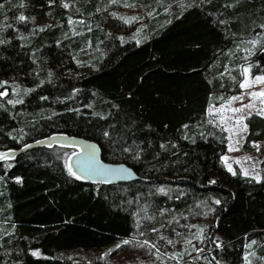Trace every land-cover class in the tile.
<instances>
[{"label":"trees","instance_id":"trees-1","mask_svg":"<svg viewBox=\"0 0 264 264\" xmlns=\"http://www.w3.org/2000/svg\"><path fill=\"white\" fill-rule=\"evenodd\" d=\"M262 26L264 0H0V264H99L72 254L131 237L138 208L157 198L210 209V264H264V158L261 182L233 175L226 131L206 124L239 90L241 65L264 75ZM16 82L33 87L21 102ZM257 113L244 152L264 143ZM57 132L95 141L140 178L86 184L67 169L68 146L14 154Z\"/></svg>","mask_w":264,"mask_h":264},{"label":"rangeland","instance_id":"rangeland-1","mask_svg":"<svg viewBox=\"0 0 264 264\" xmlns=\"http://www.w3.org/2000/svg\"><path fill=\"white\" fill-rule=\"evenodd\" d=\"M256 76L264 75L252 76L250 72L246 73L243 82L247 80L251 87L240 88L241 91L238 94L230 96L223 103L212 104L209 107L211 116L222 125L221 128L230 133L229 151L222 157L227 168L231 166L232 173L237 171L243 174L247 171L249 173L247 176L250 177L257 174L260 176L259 165L264 158V143L262 142L254 144L260 147L259 150L254 147L255 151L252 153L241 150L246 116L249 112L264 108V97L251 95V93L264 91V83H252ZM32 89L33 87L16 82L11 90L14 99L21 102ZM233 97H243V99L233 100ZM249 104H254L255 108H245L239 113L231 111V109ZM240 117H243V120L237 123ZM230 147L238 150H230ZM161 189L164 191H160ZM153 194L166 195L170 199L181 198L183 195L181 189L163 187L153 188ZM163 202V199L157 198L138 208L134 216L135 229L131 237L105 250H85L72 255L94 259L99 264H103L101 262H106V264H210L204 249V236L212 216L210 209L205 204L194 202L187 209L176 211L163 207ZM153 229L157 230L151 234ZM145 240L149 244L156 245V248H150L148 245L142 247ZM124 241H130V243L124 244ZM168 241L172 243L169 244ZM117 245L120 247L117 248ZM113 246H116V250L110 252ZM173 256H175L174 259L170 258Z\"/></svg>","mask_w":264,"mask_h":264},{"label":"water","instance_id":"water-1","mask_svg":"<svg viewBox=\"0 0 264 264\" xmlns=\"http://www.w3.org/2000/svg\"><path fill=\"white\" fill-rule=\"evenodd\" d=\"M52 145L68 146L74 149L66 158L67 169L71 165L72 171L83 177L80 180L86 184L112 185L129 183L140 178L132 167L123 162L103 160L99 145L95 141L67 133L57 132L46 139L29 142L18 148L14 154Z\"/></svg>","mask_w":264,"mask_h":264},{"label":"snow or ice","instance_id":"snow-or-ice-1","mask_svg":"<svg viewBox=\"0 0 264 264\" xmlns=\"http://www.w3.org/2000/svg\"><path fill=\"white\" fill-rule=\"evenodd\" d=\"M113 2H116V0H113ZM68 6H69L68 4H64V7H68ZM125 6H130V5H125ZM132 19H136V17H132V18H130L129 20H126V22H131ZM18 20H19L20 22H25V21H26V17H25L24 15H20V16L18 17ZM262 27H264V26H262ZM251 43H253V45H255L256 41H252ZM244 71H245V72H248V69L246 68ZM252 83H257V84H259V83H264V76H256V77L254 78V80L252 81ZM240 87H241V88H249V87H251V84L246 80L245 82H243V83L240 84ZM6 94H7L6 92H0V96H4V95H6ZM251 95H252V96H258V97H264V91L251 93ZM232 99H233V100H236V99H243V97H239V98H238V97H233ZM9 102L11 103V101H9ZM245 108L253 109V108H255V105H254V104L244 105V106L241 107V108H234V109H231V111H233V112H235V113H239V112H243ZM217 111H219V110H217ZM257 114H259V115H264V108L260 109V110L258 111ZM249 115H251V112H249ZM242 120H243V117H240V118L237 120V123H240ZM246 128H247V125H244L243 130H246ZM104 135L107 136L108 133L105 132ZM26 147H27V146H26ZM254 147H256L257 150H259V147H260V146H259V145H254ZM230 150H238V149H234V148H231V147H230ZM6 156H7V154H5V153H0V159L5 158ZM225 159H227V158H225ZM228 170H229L230 172L233 171L232 168H231V166H229V169H228ZM68 171H69V173H70L72 176H74L76 179H81V178H83V177H81V176H78V175L76 174V172L72 171V167H71V165H69V167H68ZM235 174H236V173L233 172V175H235ZM243 174H244L245 176L249 175V173H248L247 171H245ZM253 179H255L257 183L261 182V177L259 176V174L255 175V176L253 177ZM213 183H215V182L213 181ZM160 191H164V190L161 189ZM215 203H216V204H220V201H219V200H216ZM153 231H156V230L153 229ZM201 231H202V230H201ZM123 243H124V244H128V243H130V241H124ZM168 243L171 244L172 241H168ZM252 243H255V241H253ZM144 245H148L150 248H156V245H154V244H149V242H148L147 240H145L141 246L143 247ZM119 247H120V245H117V248H119ZM249 247H251V245H249ZM110 251H114V250H110ZM157 251H158V250H157ZM34 255H38V253H34ZM105 255H107V254H105ZM170 258H173V259H174L175 256L170 257Z\"/></svg>","mask_w":264,"mask_h":264},{"label":"crops","instance_id":"crops-1","mask_svg":"<svg viewBox=\"0 0 264 264\" xmlns=\"http://www.w3.org/2000/svg\"><path fill=\"white\" fill-rule=\"evenodd\" d=\"M254 41V40H253ZM236 65H237V63L235 62V68H236ZM248 69V72H245L244 70L245 69ZM241 71H242V79H241V81H240V83H239V90H235V91H225L226 93H229V96L224 100V101H226L230 96H233V95H236V94H238L240 91H241V87H240V84L241 83H243V79H244V77H246V73H249L250 72V67L247 65V66H244V65H241ZM235 75V74H234ZM232 78L234 77L233 76V73H232V76H231ZM231 78V79H232ZM213 93H215V92H213ZM212 94V93H211ZM223 101V102H224ZM222 102V103H223ZM210 112V109H208V113H207V115H206V124L207 125H215V126H218V127H222V125H220L219 123H218V121L217 120H215L212 116H211V113H209ZM263 117H264V115H262ZM245 122V121H244ZM245 125H247L246 124V122H245ZM247 131H248V128H246V130L244 131V134H243V136H242V139H241V141H242V143H243V141H244V139H245V136H246V134H247ZM226 137H227V140H228V142H227V151H229V143H230V133H229V131L227 130L226 131ZM241 146H242V144H241ZM255 151V150H254ZM253 151V152H254ZM248 153H250V152H248ZM252 153V152H251Z\"/></svg>","mask_w":264,"mask_h":264}]
</instances>
